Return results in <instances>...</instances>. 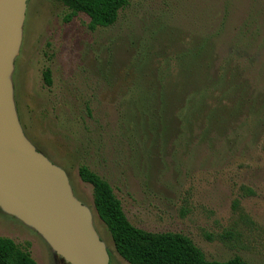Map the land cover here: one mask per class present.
I'll list each match as a JSON object with an SVG mask.
<instances>
[{
  "label": "rangeland",
  "instance_id": "rangeland-1",
  "mask_svg": "<svg viewBox=\"0 0 264 264\" xmlns=\"http://www.w3.org/2000/svg\"><path fill=\"white\" fill-rule=\"evenodd\" d=\"M67 12L57 0H27L14 99L26 137L91 209L111 264L128 263L94 210L80 165L109 182L136 227L181 232L209 260L264 264V0H129L114 24L94 29L84 13L65 21ZM205 35L211 66L192 84L205 95L199 118H177L184 103L169 97L166 119L153 126L151 102L140 99L150 97L151 69L175 74L179 56L187 61ZM0 236L37 264H63L1 208Z\"/></svg>",
  "mask_w": 264,
  "mask_h": 264
},
{
  "label": "water",
  "instance_id": "water-1",
  "mask_svg": "<svg viewBox=\"0 0 264 264\" xmlns=\"http://www.w3.org/2000/svg\"><path fill=\"white\" fill-rule=\"evenodd\" d=\"M27 0H0V208L33 228L68 264H110L91 209L77 199L68 174L26 137L12 73Z\"/></svg>",
  "mask_w": 264,
  "mask_h": 264
},
{
  "label": "trees",
  "instance_id": "trees-1",
  "mask_svg": "<svg viewBox=\"0 0 264 264\" xmlns=\"http://www.w3.org/2000/svg\"><path fill=\"white\" fill-rule=\"evenodd\" d=\"M57 1L68 9L64 16L65 21H70L78 13H84L89 17L88 26L91 29L114 24L119 11L129 3V0ZM211 37V35H205L196 47L193 46L187 50L185 53L187 61L182 58V55L179 56L178 60L182 61V65L175 74L160 71L158 68L151 69L150 97L142 92L140 99L142 102H151L153 126L156 122L166 119L165 110L169 97L176 104L181 100L184 103L176 109L177 118L183 122L192 117L199 118L205 103V95L200 88L192 87L195 83L193 76L202 68L205 72L203 79L206 80L208 77L212 60L209 39ZM51 73L49 68H45L42 72L43 80L47 85L52 82ZM143 104L145 107L148 106L146 103ZM78 175L82 181L91 184L94 210L106 225L115 251L128 264H246L245 260L237 255L222 261L209 260L201 248L189 236L181 232L149 231L136 227L127 219L122 202L116 197L106 179L86 165L79 166ZM111 261L110 253V264ZM0 264H37V262L28 250L21 248L13 239L0 236Z\"/></svg>",
  "mask_w": 264,
  "mask_h": 264
},
{
  "label": "flooded vegetation",
  "instance_id": "flooded-vegetation-1",
  "mask_svg": "<svg viewBox=\"0 0 264 264\" xmlns=\"http://www.w3.org/2000/svg\"><path fill=\"white\" fill-rule=\"evenodd\" d=\"M57 258L59 259V260H61V262L63 263V264H68L67 263V261L65 262L63 259H61L59 256H57Z\"/></svg>",
  "mask_w": 264,
  "mask_h": 264
}]
</instances>
